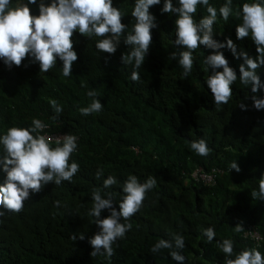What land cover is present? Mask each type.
Segmentation results:
<instances>
[{"label": "trees", "instance_id": "16d2710c", "mask_svg": "<svg viewBox=\"0 0 264 264\" xmlns=\"http://www.w3.org/2000/svg\"><path fill=\"white\" fill-rule=\"evenodd\" d=\"M39 2L29 5L33 15H39ZM225 2L209 0L217 10ZM252 2L261 0H232L233 14L224 21L218 13L213 38L222 43L231 38L238 51L243 49L255 57L251 38L236 37V26L242 23V16L236 13L243 3ZM16 3L12 0L11 6ZM163 3L161 0L160 5L150 8L158 27L152 29V44L137 70L139 82L131 79L133 65L121 62L122 55L131 51L123 37L115 54L109 55L95 48L100 37L74 33L78 60L69 77L62 75L63 62L59 59L47 73L40 72L39 63L31 57L11 68L0 60V136L11 127L30 128L32 120L39 119L49 131L78 136V148L70 162L80 165L71 183L64 181L57 186L50 182L40 192L30 193L22 212L5 211L0 217V264H178L169 250L150 252L158 240H171L176 234L185 241L181 253L185 264H225L219 242H234V258L242 250L255 249L244 236L247 227L261 232L264 238V200L252 196L253 191L259 193L264 175V110L252 107L250 98H264V89L254 94L250 86L237 79L229 103L216 108L206 84L211 69L204 63L212 50L201 46L193 53V69L185 78L178 64L179 53L185 49L173 43L176 15L162 13ZM134 4L135 0H113V6L124 15L122 23L128 26L125 36L136 23L131 16ZM173 4L178 6L177 0ZM206 15V7L198 6L194 18L198 22ZM221 51L239 77L243 59L235 58L227 48ZM172 52L177 53L176 59L170 57ZM257 72L264 82V66ZM90 90L97 92L95 98L104 107L101 113L84 116L79 109L92 102L87 95ZM52 99L63 107L62 113L54 112L49 103ZM240 102L247 110L238 106ZM201 138L212 149L208 157L190 149V142ZM49 143L52 147L62 144ZM234 161L241 169L239 173L230 170ZM199 166L208 171L220 166L226 171L216 175L214 185L204 184L192 175ZM98 169H103L100 179L96 178ZM109 175L118 183L103 189L102 195L115 193L117 210L129 175H136L141 183L155 177L157 186L131 218L132 229L113 245L115 254L92 257L88 240L99 229L95 218L88 215L91 195L95 188H102ZM5 178L0 168V184ZM109 214L103 210L101 218ZM237 224L244 230L236 232ZM207 227L216 233L211 243L202 235ZM81 233L84 240L79 239ZM73 234L76 240L71 239ZM256 250L264 255V240Z\"/></svg>", "mask_w": 264, "mask_h": 264}, {"label": "clouds", "instance_id": "9594fccd", "mask_svg": "<svg viewBox=\"0 0 264 264\" xmlns=\"http://www.w3.org/2000/svg\"><path fill=\"white\" fill-rule=\"evenodd\" d=\"M160 3L161 0H135L131 16L136 23L125 36L128 26L122 23L124 15L119 8L113 6V0H50L47 4L40 0L38 16L33 15L29 7L37 4V0H17L14 7L11 6L12 0H0V60L11 68L13 65L21 66L22 61L31 57L33 62L39 63L40 72L47 73L56 67L59 59L63 62L62 75L69 77L72 75L73 63L78 60L74 50V33L78 32L88 38L100 37L95 48L109 55L115 54L123 37V43L131 51L122 55L121 62L133 65L131 79L139 82L140 74L137 70L143 65L152 44V29L158 27L150 8ZM177 3L178 6L173 4V0H164L161 12L176 15V38L173 43L185 49L179 53L178 59L185 78L193 69V53L203 46L212 50L205 57L204 63L211 69L206 84L216 108L229 103L233 95L232 85L237 79L242 85L250 86L254 94L264 89V82L257 72V69L264 66V0L243 3L236 13L238 17L242 16V23L236 26V37L251 38L256 47L255 57L243 49L238 51L231 38H226V43L213 38L218 13L224 21H228L233 14L232 0H226L218 10L209 0H177ZM198 6L206 7L207 15L197 22L194 17ZM224 48L229 49L235 58L243 59L239 66V77L221 51ZM170 57L176 59L177 53L172 52ZM87 95L93 98L92 102L87 107L80 108V113L84 116L101 113L104 106L95 98L97 92L90 90ZM250 98L252 107L264 110V98L257 95ZM49 103L55 113H62L63 107L55 99ZM238 106L247 110L243 102ZM31 123L30 128H8L6 134L0 136L4 152L0 156V168L6 173L3 184H0V208L3 209L0 210V217L5 215V211L17 214L22 212L24 202L30 199V193L40 192L50 182L57 186L64 181L71 183L80 171L78 163L70 162L72 154L78 148L76 134L49 131L46 123L35 118ZM46 134H55L57 138L50 140ZM49 142L62 144L52 147ZM190 149L201 157H208L212 151L203 138L191 141ZM231 169L237 173L241 170L235 161L231 163ZM225 171L224 169L222 174ZM102 175L103 169H98L96 178L100 179ZM117 183L116 177L109 175L103 180L102 188L92 191L93 204L88 215L95 218V225L99 229L88 240L93 249L90 253L92 257L106 255L110 258L115 254L113 245L124 239L132 229L131 218L144 206L147 193L157 186L155 177L149 176L141 183L136 175H129L123 183V196L117 210L115 193L109 191L102 195L103 189H110ZM252 196L264 200V175L259 183V193L253 191ZM55 203L56 206L60 205L59 201ZM103 210H108L110 214L101 218ZM0 223L3 221L0 220ZM243 230L240 224L235 226L236 232ZM202 235L211 243L216 233L213 227H207ZM71 239L76 240L77 236L73 234ZM79 239H85L83 233L79 234ZM263 240L264 238L260 245L251 240L255 249L242 250L234 258H231L234 255V242L231 239L222 240L219 248L225 255V264H264V255L256 250L262 247ZM185 246L183 236L176 234L171 240H158L150 252L157 254L162 250H169L172 260L185 264L186 257L181 254Z\"/></svg>", "mask_w": 264, "mask_h": 264}, {"label": "built area", "instance_id": "2783aa9c", "mask_svg": "<svg viewBox=\"0 0 264 264\" xmlns=\"http://www.w3.org/2000/svg\"><path fill=\"white\" fill-rule=\"evenodd\" d=\"M46 137L50 140H54L57 138L55 134H46ZM224 172V169L214 166L209 171L205 170L203 167H197L192 175L196 181L202 182L204 184H212L216 183V175ZM244 236L249 238L255 242L256 245H260L263 239L261 233L251 226L247 227V230L244 232Z\"/></svg>", "mask_w": 264, "mask_h": 264}]
</instances>
